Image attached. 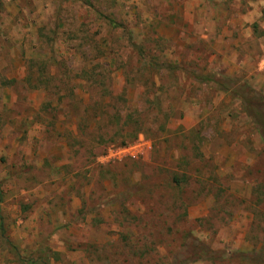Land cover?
I'll return each instance as SVG.
<instances>
[{
	"label": "rangeland",
	"instance_id": "rangeland-1",
	"mask_svg": "<svg viewBox=\"0 0 264 264\" xmlns=\"http://www.w3.org/2000/svg\"><path fill=\"white\" fill-rule=\"evenodd\" d=\"M0 191V264H264V0H0Z\"/></svg>",
	"mask_w": 264,
	"mask_h": 264
},
{
	"label": "trees",
	"instance_id": "trees-1",
	"mask_svg": "<svg viewBox=\"0 0 264 264\" xmlns=\"http://www.w3.org/2000/svg\"><path fill=\"white\" fill-rule=\"evenodd\" d=\"M134 45V44H133ZM170 68V67H169ZM0 195H1V191H0ZM199 255H197V258H198Z\"/></svg>",
	"mask_w": 264,
	"mask_h": 264
}]
</instances>
